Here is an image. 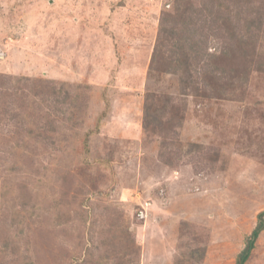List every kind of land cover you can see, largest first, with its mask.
<instances>
[{"label": "rangeland", "instance_id": "rangeland-1", "mask_svg": "<svg viewBox=\"0 0 264 264\" xmlns=\"http://www.w3.org/2000/svg\"><path fill=\"white\" fill-rule=\"evenodd\" d=\"M248 1L206 28L194 82L152 67L174 0H0V264H238L264 210V0ZM210 68L234 85L210 90ZM255 241L245 264H264Z\"/></svg>", "mask_w": 264, "mask_h": 264}, {"label": "trees", "instance_id": "trees-1", "mask_svg": "<svg viewBox=\"0 0 264 264\" xmlns=\"http://www.w3.org/2000/svg\"><path fill=\"white\" fill-rule=\"evenodd\" d=\"M189 0H174V11L175 13H164L163 18L161 20L160 25V35L165 36L167 38L176 39V41H171L167 43V49H163L164 53L162 54L161 59H157L156 55L154 56V61L152 63V67H155L157 64L160 66L168 67L173 65V67L181 69L184 65L186 67V75L191 77L194 82V74L191 71L192 66H200L201 62L206 63L212 60L215 57V54L205 52V44L212 35L206 33V28H209L213 33L214 31H218V28H221V25L217 26V23L221 18L226 22L233 20V18L240 19L239 11L240 8L247 7V12L249 16L253 13L250 6L249 1L246 3L244 0L235 1L236 4L231 5L227 1L220 2L218 0H202L203 8L199 11H195L194 7L189 5L191 3ZM181 14H189L190 17L188 20H180L178 15ZM256 14V13H255ZM185 18V16H183ZM255 17V16H254ZM253 18V17H252ZM262 15L257 12V16L255 19H261ZM249 24L247 28L251 29L253 25V21L246 20ZM201 23V24H200ZM196 26L202 31V34L198 35ZM215 27V28H213ZM258 28L260 26H257ZM251 32V31H250ZM157 51H154L156 54ZM156 57V58H155ZM168 59H170L168 61ZM175 64V65H174ZM195 64V65H194ZM159 66V67H160ZM209 66V64H207ZM156 68V67H155ZM216 71V68H210L206 71V84H210V90H212V86L217 84L222 77L223 79H227L228 82L226 84H230V86L234 85L232 78L226 72ZM193 82V83H194ZM198 89V87H197ZM208 89V86H207ZM210 90H208L210 92ZM148 101L147 97V113L145 117V126L146 128L150 126L149 122V114H148ZM264 229V210L258 214L257 217V225L253 230L252 236L248 242L246 249L243 251L242 255L238 259V264H245L247 259L250 256V249H252L255 245V240L258 238L262 230Z\"/></svg>", "mask_w": 264, "mask_h": 264}]
</instances>
